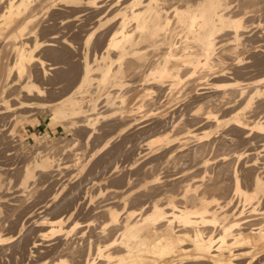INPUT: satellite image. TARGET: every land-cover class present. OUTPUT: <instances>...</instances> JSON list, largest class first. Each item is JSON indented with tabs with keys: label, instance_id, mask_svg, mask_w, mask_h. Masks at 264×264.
Returning <instances> with one entry per match:
<instances>
[{
	"label": "bare ground",
	"instance_id": "obj_1",
	"mask_svg": "<svg viewBox=\"0 0 264 264\" xmlns=\"http://www.w3.org/2000/svg\"><path fill=\"white\" fill-rule=\"evenodd\" d=\"M263 10L264 0H0V118L5 119L9 117L8 115L10 114V112H14V110L33 106L35 103H38L36 101V98L45 96V90L43 89V91L42 88L40 89V87H38L39 85L36 83L38 80L53 81L54 79L52 80V77L49 79V75L52 72L53 74L56 73L57 75H60L58 77L62 78V76L67 77V75L70 74L75 75V73L78 71L80 72V77H78L79 80L76 82V87L74 89L72 88L73 90L60 101L59 105H57L53 109V114L56 118L55 124L61 122L63 123L65 120H67L66 122H68V124L73 127L75 126V128L82 127L83 129H86L87 142H89L94 134L97 133L96 126L100 123V121L109 119L100 116L103 115V112H99L98 99H93L91 97L92 99L89 98L90 100L88 101V104L84 105L81 97H77L76 94L80 93L83 88H88L90 90V85L94 84L93 81L97 79V77H95L94 79L95 74L96 76L97 74H99L98 80L96 81L98 82L97 84L106 85L107 83H110L113 84V86H115L117 90L114 95L109 94L107 96L104 101L105 104L103 105V107L116 103L114 99L119 98L122 105L116 108L114 116L111 118L123 120L126 116L129 117L128 122L125 124V126H122V129L120 128L117 135L121 136V134H125V132H127V130L131 128H135L137 131L141 130L147 132V134L150 133V136L152 135V133L155 134V136L153 135L154 139L147 142L146 140H148V136L143 134L144 136H147V139L144 140L145 144H143L144 146L141 145V148L147 146V150L149 148H152L150 146H152L153 143L157 142L158 144L160 143L159 146L161 149L164 148H162L161 146H165V148L169 149H166L168 153L166 150L164 151L166 152V155L169 153V155H171V153H174L176 152V150H178L177 146L179 147L180 144L182 145L183 142L179 141L181 142L180 144L176 142L184 138V133L186 134L187 132L189 133L188 135H190L194 131V129H192L193 126L200 127L197 125H204L206 123H210L209 125L212 124V127L216 128V132L219 130H223L221 132L224 133L223 135L219 134L220 136H225L228 138L230 136H235L234 134H236V136H239L241 134L243 136V139L245 140L243 141L246 142L247 145L251 140L250 137H261V147H264V44L262 45L260 43V45L258 42H256V39H258V37L262 38L259 32L263 31L260 30V27L257 30V25L256 32L252 30L254 27H252V29L250 27L254 24L253 22H255L257 18L258 21L261 18H264L262 16ZM251 23L253 24L251 25ZM253 36L254 38H252ZM255 36H257V38ZM75 41H77L78 45L80 43V45L77 46ZM100 43H102V45ZM256 43L258 45H256ZM41 53H47L48 55L54 56L56 58L60 56L63 59L66 58L67 53H76L78 55H81V59L78 60L79 62H76L77 60L74 61L75 63H73L75 65L73 64L71 66H69V63L67 65L63 62L64 64H66V68L70 67L66 69L63 66L64 64L62 65L60 61L57 62L56 58V61H53V63L49 62V64H47L48 62L46 63V60L42 59ZM70 58H74V56ZM67 59L68 58L64 60H66L67 62ZM70 60L68 62H70ZM70 64H72V62H70ZM63 68L65 69L63 70ZM56 74L54 75L56 76ZM211 80H217L218 83H220L215 84L217 81L211 83ZM125 90L128 91H126L125 93ZM88 93L90 94V92ZM80 94L78 96H82ZM127 101L129 107L125 109V107L123 106ZM192 105L195 106L193 107ZM190 111L195 112L194 114L190 113V116H188V113ZM83 115H85L86 118L84 120H78ZM144 116H147L146 121H141V118H143ZM186 116L190 117L188 118V122H184ZM181 124L188 127V129L184 127V129L186 128L187 130L183 134H181V132L183 131L179 129ZM181 128L182 130H184L183 127ZM170 129H175V132H173L174 135L181 131L180 136L182 135L181 137L183 138L181 139V137H179L180 139H178L175 136L169 135V132L167 130L170 131ZM177 129H179V131ZM137 131L134 130V133L136 134ZM156 133H162L163 135H156ZM212 133L213 132H205L203 135H193L194 137L196 136L199 143L203 142L197 148L194 147L195 149L193 151V156L196 157V160L198 157L202 158L201 161L197 164V167H199L198 165H201V167L206 168L212 163V159H210L208 156L209 153L213 151L214 143H217L215 142L216 139L213 140L214 143L212 142V138L210 137ZM135 134H133L132 132V136H135ZM137 134H139V131L137 132ZM177 135L179 136V133ZM208 136L211 139L209 138L210 141L206 142L209 140L205 139ZM214 137L215 135L213 136V138ZM219 138L217 137V139ZM135 141L136 140H134V142ZM222 141H220V143L218 141V144H215V147L219 144L221 145ZM109 143L110 141L106 142V144ZM175 143L177 144V146L174 145ZM125 144L126 142L124 143V145ZM135 146H137V144ZM135 146H133L132 149H135ZM186 146L189 147L188 143L187 145H185V147ZM215 147L214 151L217 148ZM150 150L147 151H149L150 154L153 153L154 149L152 148ZM138 151L137 153L140 154L144 150L141 152ZM147 151L145 153L143 152L145 156ZM161 151L162 150H160V152ZM252 151L253 149L248 148L246 150L244 149L236 151L233 153V157H231L235 158L238 162L245 160L242 167L244 166V168L247 169V175L249 174L252 178L249 179L252 181V184L250 183V188L243 186V180L245 181V179H243L244 173L241 172L243 173L241 177L239 170L235 168L237 162L234 164L235 170L232 169L233 174L228 171L225 172V174H232L233 187H230L233 188L235 194L241 196V198L246 203V207L247 204L252 203L253 205V203L255 202L258 203V205L253 207L254 212L255 210H257L256 208L260 206L261 202L264 201V160H262V163H259L258 158H256L258 155ZM120 152H123V150H120ZM157 152L158 150L155 153ZM180 152L182 153V151ZM189 152V149L188 151L186 150L187 154ZM184 153L185 152H183L182 154ZM190 153L192 154V151ZM175 154L171 155L172 158L171 156L169 158L168 156H166L168 158L167 160L170 161L171 159H173V156ZM191 154L189 155L191 156ZM213 154L214 152H212V155ZM216 154H218V152L215 153V155ZM180 155L181 154H179V157ZM220 155L221 154H218V159ZM228 155L222 156L223 162H227L229 160L227 157L230 158V156H232ZM253 155L257 156L254 157ZM182 156L180 158L184 159V157L188 155L184 157ZM194 157L193 159H195ZM214 157L212 156L213 161ZM175 158L177 160L178 156ZM33 159V163L32 161L31 163L33 164L34 169L40 173L39 175L43 179L51 177L53 175V171H59L61 169V164H55L53 163V160H50V157L48 155V147L46 149L44 148V150H37ZM218 159L215 160L217 161ZM136 160L138 159L136 158ZM232 160L233 159L230 160L231 163H233ZM194 161L195 160H193V162ZM159 162L160 161L158 160V163ZM217 162H214V164H216ZM228 162L227 165H225L227 166V169L230 170L228 166L230 167L231 164L229 162V165ZM30 164L26 165V169L23 172L22 177L24 184L31 177L35 176L34 172L27 168V166H30ZM259 164H261V166H258ZM193 165L191 166L193 167ZM192 167L191 169L196 168V166L193 168ZM219 167L221 166L219 165ZM132 168L133 167H130V169ZM222 168L223 166L220 169ZM244 168L242 169L245 170ZM112 170L113 172H116L118 170V166H115ZM130 171L129 173H131ZM222 172L223 171H218L217 174L213 173L214 176L212 177V184L214 182V178L219 181ZM182 173L183 172H181V174ZM210 174H212V172ZM160 176H155L153 180L158 181ZM175 176H177V173ZM129 177L130 175L126 176L128 180ZM131 177L134 178V176ZM126 178L124 179L126 182L123 181L124 184H127L128 182ZM133 178H130V180H133ZM172 179H175V181L178 180L180 182V178ZM171 181L169 180V182ZM202 181L204 182L205 180L203 179ZM219 182L221 183V181ZM245 182L249 184L248 179ZM215 184L213 185V188H216L217 186L221 187V184H218L216 186ZM208 185L210 186V184ZM208 185L203 186L208 187ZM223 185L226 184L223 183ZM123 186L122 188H124ZM167 186L169 187V184ZM198 186L200 188L199 184ZM199 188L198 190L200 192ZM217 188L215 190H217ZM203 189L204 191L207 190L205 188ZM222 189H225V186ZM170 190L168 192H170ZM213 190H211L213 193L209 191L212 194H207V190L206 196H212L213 194H215L214 196L220 195L221 197V195L224 193V190L223 192L220 191L221 194L220 192H218L219 194H217L215 190ZM132 191L134 193L135 190L133 189ZM123 192L124 191H122V193ZM158 192L160 193V191ZM226 192L229 193L228 191ZM133 193L131 195H133ZM147 194H149V192ZM173 194L174 193L172 192V195ZM172 195L170 193V198L167 199H171ZM174 196L175 194L173 195V197ZM188 197L189 196H187V198ZM233 197L230 196L229 199L232 201ZM93 198L90 197L91 200ZM129 198L132 200V197ZM56 200L57 199H55L54 201ZM62 200L63 199H61V201ZM80 200L79 203L81 202ZM206 200L209 199L207 197H204V195L199 199L201 204L206 203ZM219 200L222 202V198H219ZM74 201L76 200L74 199ZM128 201L129 200L125 201L126 203L124 204L127 205ZM169 201L170 200H168V202ZM225 202H222V204ZM55 203L57 202H54L53 204ZM48 204L49 202L45 203V206H42H44L46 209L50 205ZM71 204L75 203L71 202L70 205ZM89 204L91 203L89 202ZM76 205H78V203ZM157 205L161 206L160 203H158ZM184 205L186 206L187 204ZM226 205H229V203L226 202L225 205L223 204L224 207ZM42 206L40 209H42ZM50 206L52 207V205ZM120 206H122V204H120ZM219 207H221V205ZM108 208L112 210L110 211L106 209V211H109V220L106 219L107 223L105 222V226H103V228L100 226L101 230L99 229V231H97L98 229L95 228L97 232L92 230V232L89 231L91 232L89 234H80L81 232L79 231L80 233L78 234H80V236L79 241L77 242L70 239V237L72 236L71 234H73V231H75L73 227L69 228V230H66L67 232H62V230L64 229L62 225V218H56L54 220L49 219V221L48 219H46V217L43 219L41 218L42 220L38 219V217V220L34 221V225L37 227L49 225V228L51 229H49V231L51 233L55 234L56 232H61L62 236L65 235L66 237L62 239L63 242H60V245L57 247L61 252L69 253L73 257L78 256L79 262H77V260L76 264H136L140 260H150V257L155 256L160 257L161 255H165L167 256V258H172L183 254L181 243L179 240L180 238L187 240L189 244H191L193 247H195V249L199 251L203 250L204 244L211 246L214 242H216L217 244H229V238L231 241H233V243L231 244H234L236 242L235 238H237L238 236H243L244 240L253 242L261 231L264 232V229H260L258 232H255L257 229L254 227L253 229H251V231H253L251 236L247 237L245 236V233L241 231L243 230V228H241V224L243 223L239 224L236 222V227L240 228L236 233H234L235 227L232 224L231 227L222 230L220 236L215 239V237L205 232V228L201 224H206L210 220H213L215 222L217 220L219 221L218 218L220 213L218 214V218L216 215L208 216V214H206V211L198 213L197 216H193L194 214L192 215L190 213H187V211H182V207V209L180 210L181 212L178 215L174 214L172 218L173 220L178 219L181 222L190 225V227H182V229L179 228L176 230L175 226L170 227V225L174 223L175 220L168 221L169 219L162 211V209L160 210V208L155 207L153 213L148 214L149 216H146L143 226H139V222H137V220H135V223H125L123 219L127 216V214L124 212L126 216H124L122 222L125 223L126 230L123 231L130 236L131 241L134 240L135 244H132L131 241L119 244L117 236L115 238L113 231L108 230V233L105 231L108 228H111V226L113 227L115 223L120 219H118L119 213L117 210H113V207ZM125 208L129 209L128 206H126ZM149 208L151 209V207ZM233 208L231 210H233ZM248 208L251 209V207ZM49 209L50 210L47 209L48 212H51L53 208ZM76 209H70L71 211L69 210V213H66L64 210L62 212H64L63 214H68L67 218L70 219L71 217H73L72 215H75ZM145 209L144 211L146 212L147 209ZM227 210L228 213L227 211H224V214L230 213L229 209ZM262 210H264V208ZM95 211H97V209ZM103 212L105 211L103 210ZM173 212L175 211L173 210ZM233 212H235V210ZM243 212L244 210L240 213V216ZM53 213L54 212H52V214ZM141 215L143 216L144 214ZM229 215L231 216V214ZM244 215L246 214L244 213ZM223 216L224 218L226 217L225 215ZM228 216L226 218H228ZM156 217H162L163 219H166V225H164L163 223H161V225H163L162 227H159L160 224L159 226L158 224L156 225ZM224 218L222 217L220 219L224 220ZM226 218L225 220L228 221V219ZM223 220L221 222L224 223L225 220ZM226 221L225 224L227 223ZM121 223H119L118 225H121ZM229 223H231V221ZM57 228L58 230H56ZM22 229L23 228L19 230V233L22 232ZM114 229L116 230V227ZM30 230L27 231V233L31 232ZM76 231H78V229ZM118 231L121 230L118 229ZM22 233H20L21 236H23ZM118 233L120 234V232ZM122 233L120 234V236L122 235ZM262 235H264V233H262ZM38 241L36 240L31 243V247L29 250L31 254L29 255L30 259L32 256L35 257V254H37L38 250L36 248H38V246H41ZM18 242H20V240ZM18 246L20 245H17V248ZM32 249H36L35 254H33L34 251ZM214 251L215 250L208 249L207 253L210 254L208 256H213L211 255V252ZM197 256L199 259H202L203 257L202 255ZM62 257H64V259H62ZM62 257L61 260L59 258V261L56 259L58 264L70 263V259L69 262L68 260L66 261L68 257ZM259 257L253 256L246 263L244 261L243 264H251V262H253L254 264V262ZM233 260L237 261L235 257L233 258ZM256 262H258V260ZM208 264L219 263L215 261Z\"/></svg>",
	"mask_w": 264,
	"mask_h": 264
},
{
	"label": "rangeland",
	"instance_id": "obj_2",
	"mask_svg": "<svg viewBox=\"0 0 264 264\" xmlns=\"http://www.w3.org/2000/svg\"><path fill=\"white\" fill-rule=\"evenodd\" d=\"M262 13H263L262 16L264 17V10ZM255 22H253L254 24L251 23V25L253 24L252 26H250L251 29H252V27H254L252 30L256 32L260 27L261 28L260 30L264 32V30H263L264 29V18H261L259 21L257 18L255 20ZM256 25L258 27L257 30H256ZM263 32H259V34L262 36V38L258 37V39L259 38L261 40L263 39L262 40L263 42L260 39H259V41H258V39H256V42H258L259 44L261 43L262 45L264 44V33ZM252 33H254V32H252ZM255 37L257 38V36H255ZM252 38H254V36ZM75 43L77 46L80 45V43H79V45L77 44V41H75ZM100 44L102 45V43H100ZM256 45H258V44L256 43ZM67 54H66V58H68L67 62H66V60H64L66 58L63 59L60 56L56 58L54 56L48 55L47 53H41V57H42V59L46 60V63L48 62L47 64H49V62L53 63V61H56V59H57V62L60 61L62 63V65L64 63H66L68 65V63H69V66L73 65L75 63L74 61L77 60L76 62H79L78 60L81 59V57H80L81 55H78L76 53L75 54L70 53L68 55ZM73 56H74V58H70ZM58 58H60V59L62 58L63 61H62V59L60 60ZM70 59H72L73 61ZM69 60H70V62H72V64H70V62H68ZM66 64H64L63 66L65 67ZM65 68H63V70ZM68 68H70V67H67L66 69H68ZM49 72H52V71H49ZM54 72H56V71H54ZM79 73L80 72L77 71L75 73V75L70 74V75H67V77L62 76V78H59L58 76H60V75H57L56 73H54V74H56V76L53 74V72L50 73L49 79L51 77H52L51 78L52 80L56 79L55 81L53 80L54 82L49 81V80H38L36 82L39 85L38 87H40V89L42 88V90L43 89L45 90V91L43 90L45 96H43V97L41 96V97L36 98V101L38 103H35L33 106L14 110V112H10V114L8 115L9 117H7L5 119L0 118V264H48V263L49 264H52V263L58 264L57 260L59 261V258L61 260L62 256H66V258L68 257L67 259L65 258L66 261L68 260V262L70 259L69 264H71L72 262H73L72 264H76V261L79 259L78 256L73 257L69 253L61 252L60 249H58V247H57L60 245V242H63L62 239L65 238L66 236L65 235L62 236L61 232H58V233L56 232L55 234L51 233L49 231V229H50L49 225L37 227L34 225V221H36L38 219L42 220L45 217L48 220L49 219L54 220L56 218H62V221H63L62 225H63V228L65 229V230L63 229L62 232H67L66 230H69V228L73 227L75 229V231H73L74 235L71 234L72 236L70 237V239L77 242V241H79L80 234H82V233L89 234L92 232V230L97 232V231H99V229L101 230V227L103 228V226H105L106 219L109 220V214H108L109 211L108 210H110V209L108 207H110V208L113 207V210H117L119 213L118 219L119 218L120 219L115 223L116 226L115 225L113 227L111 226L112 229L108 228L105 231L106 232L108 230L113 231L115 238L117 236V240L119 241L118 242L119 244L131 241L130 236L126 232L123 231V230H126L125 223L126 222L135 223L136 222L135 220H137V222H139L138 225L143 226L146 216H149L148 214L153 213L155 207L160 208V210L162 209V211L165 213V215L169 219L168 221H174L175 220V222L172 223L170 225V227L175 226L176 230L179 228L182 229V227H187V228L190 227V225L183 223L178 219L173 220V218H172L174 216V214L178 215L181 212L180 210L182 209V207L184 209V210L182 209V211H187V213H190L192 215L194 214L193 216H197L198 213H202V212L206 211V214H208V216L209 215L210 216L216 215L218 218V214L220 213L219 218H218L220 222L223 220L220 218H222V217L224 218L223 215H225L227 217L229 214H231V216H233V217H231L230 215L228 216V218L225 217L226 219H228V221H226L224 218V220L227 222L226 224H225L224 220H223L224 223L223 222L220 223L218 220L216 222L213 220H210L206 224H201L205 228V232H207L210 235H212L213 237H215V239H217L220 236L222 230L231 227L232 224L235 227L234 233H236L237 230L240 229L239 227H236L237 223H239V224L243 223V224H241V228H243V230H241V231H243L245 233V236H247V237L251 236V234L253 233V231H251V229H253L254 227L257 229L255 232H258L260 229H264V227H263L264 226V221H263V219H264L263 213L264 212H262V211H264V210H262L264 208V201L261 202V204L263 203L262 205L260 204V206H262V207L258 206L256 208L257 210H255L253 212V207L258 205V203L257 202H255L256 204L253 203L254 206L252 205V203L247 204V207H246L245 206L246 203L241 198V196L238 194H235L233 191V188L230 187V186L233 187L232 174H233V170H235V168L239 170L241 177L244 173L245 178L243 177V179H245V181H247V179H248L249 184L243 180V182L246 183V184L243 183V186L244 187L246 186L249 188L251 187L252 181L249 179H252V178L250 177L249 174L247 175V171H246L247 169H245L244 166L242 167V165H244L243 163L245 160L238 162V161H236L235 158H231V157H233L234 152L244 150V149L246 150L248 148V149H253L252 152H254L258 155V156L257 155H253V156L254 157L257 156L256 158H258L259 163H262L263 162L262 160H264V151H263L264 147H261L262 146L261 139H260L261 137L260 138L257 136H256L257 138L255 136H253V138L250 137L251 140L249 139L250 142L247 145L246 142H244L245 140L243 139V136L241 134L240 135L242 137L240 135H239L240 137L236 136V134H234L235 136H230L228 138L225 136H220V135H223L224 132H221L223 130H219V131H217L218 132L217 133L216 128H213L212 124L209 125L210 123H206L204 125L203 124L197 125L200 127H194L193 126L194 127V128L192 127V129H194L193 133L188 135L189 133L186 132V134L188 136L187 137L184 132L188 129V127L183 126L181 124L179 129H181V131H183V132H181V131H179V129H177L179 131L178 132L179 136L177 135L178 133L176 134L177 136L173 134V132H175V129L174 130L170 129V131L169 130H167V131L169 132V135L175 136L178 139H180L179 137L182 136V135L180 136V132H181V134L184 133V135L186 137L183 135L184 138L181 137V139L182 138L183 139L178 140L176 142L179 144L181 142H183L182 143L183 147L181 144L179 147L177 146L176 143L174 145L177 146L178 150H176V152L179 151L178 153L181 154L180 157L182 155H183L182 157H184L186 155H188V156L184 157V159L183 158L181 159L179 157V154L174 152V153H171V155L176 153L175 155L178 156V159L176 160L175 157H177V156H175V155L173 156V159H171L172 156L169 155L170 153L166 155L165 154L166 152H164L167 148H165V146H161L162 148L164 147L163 148L164 150L161 149L159 146L160 143L158 144L157 142L153 143L152 146H150V147H152L154 149V151H155V149H156V151L158 150V152L155 153L156 151L155 152L153 151V153L150 154V152L147 150H150L152 148H149L146 150L147 146L141 148V145L144 146L143 145V144H145L144 140L147 139V136H148V140H146V142L154 139V136H155L154 133H152V135L150 136L149 132H148L149 134H147V132L138 130L139 134H137L138 131L135 128H131V129H128L129 131L127 130V132H125V134L123 133V134H121V136L117 135L120 128L122 129L123 128L122 126H125V124L128 122L129 117L126 116L125 119H123V120H117V119L111 118L114 116L116 108L121 106L122 103L120 102L119 98H116V99H114V101H116V103L106 105L105 107H103V105L105 104L104 101L107 98V96L109 94L114 95L117 90H116L115 86H113V84H110V83H107L106 85L105 84H102V85L97 84L98 82H96V81L98 80L99 74H97V76L95 74L94 79H95V77H97V79H95L93 81L94 84L90 85V87H91V88L89 87L90 90L88 88L87 89L83 88L81 92L79 91L81 94L78 93V94H76V96L79 98L81 97L84 105H87L88 101L92 98L98 99L99 100V107H98L99 112H101V113L103 112V115H100V116L105 117L109 120H105V121L101 120L100 123L96 126L97 127V129H96L97 133L94 134V136L91 138V140L89 142H87V130L86 129H83L82 127H80V128L76 127L75 128V126L73 127V126L69 125L68 122H66L67 120H65L63 123L61 122V123L55 124L56 118L54 117V114H53V109L57 105H59L60 101L62 99H64L76 87L75 86L77 84L76 82L79 80L78 77H80ZM53 76H55V77H53ZM214 81H217V80H213V81L211 80V83H213ZM219 83L217 81L215 84H219ZM87 90H89V91H87ZM126 91H128V90H125V93H126ZM82 92H84V93H82ZM88 92H90V94ZM79 94L82 96H78ZM127 95H128V93H127ZM44 107H46V108H44ZM123 107H125V109H127V107H129L128 101L125 102V105ZM191 109H193V108H191ZM192 112L190 111L188 113V116H190V113L194 114L195 111H192ZM88 113H90V112H88ZM85 118H86V116L83 115L78 120H84ZM186 118H185L184 122H188V118H190V117L186 116ZM146 119H147V116H144L143 118H141V121H146ZM189 123H191V122H189ZM209 126H211V127H209ZM181 127H183V129H184V127H186L187 129L185 128L184 130H182ZM134 130L137 131L136 134L134 133ZM129 132H130V134H129ZM132 132H133V134H135V136L134 135L132 136ZM205 132H209V133L213 132L210 136L212 139L209 136L205 139L210 138L213 143H214L213 140L216 139L217 141L215 140V142H217V143H214V147H215V144H218V141L220 143V141H222L223 139L224 140L226 139L225 142H224V140L222 141L223 143L221 142V145L219 144L220 147H219V145L216 146L217 148L215 147L216 148L215 151H214V147H213L212 152H214V154L212 155V152H210L209 156H208L210 159H212V163L210 162L211 165L207 166L206 168L201 167V165H198L199 167H197V164L201 161L202 158L198 157L196 160V157L193 156L194 149L197 148L201 143H203V142L199 143V141H197L196 136L194 137L193 135H195V134L203 135ZM127 133H128V135H127ZM143 134L147 135V136H144ZM160 134L163 135L162 133H160ZM160 134L156 133V135H160ZM125 135H127L128 137ZM214 135H215V137L213 138ZM117 137H118V139H117ZM217 137L218 138L220 137V138L217 139ZM221 137H223V138H221ZM229 138H231V139H229ZM254 138H256V139H254ZM141 139H142V141H141ZM210 139L208 141H206V140H204V141L209 142ZM132 140H133V142H132ZM134 140H136V141L134 142ZM184 140H186V141H184ZM107 141H110V143L106 144ZM179 141H181V142H179ZM125 142H126V144L124 145ZM251 142H252V144H251ZM131 143H133V144H131ZM184 143H185V145H187V143H188L189 147H187V146L185 147ZM134 144L135 145L137 144V146H139L140 148L135 146ZM138 144H140V145H138ZM133 146H135L136 148L132 149ZM47 147H48V155L50 157V160H53L54 161L53 163H55V164H61V169L59 171H53V175L51 177H48L47 179H43L39 175L40 173L34 169L32 163L34 160L33 157H35V152L37 150H44V148L46 149ZM126 148H128V149H126ZM187 148L189 149L190 152L192 151V154L190 152L188 154L186 153V150L188 151ZM190 148H191V150H190ZM192 148H193V150H192ZM120 150L121 151L123 150V152H120ZM132 150H136V151H132ZM160 150H162V151L160 152ZM167 150H169V149H167ZM137 151L138 152L143 151L144 153L147 151L146 156L143 152H142L143 153V156H142V153L139 154V153H137ZM150 151H152V150H150ZM180 151H182V153L185 152L186 155H185V153L182 154ZM119 152H120V154H119ZM217 152H218V154H221L219 156V159H218V154L215 155V153H217ZM167 153H168V151H167ZM147 154H148V156H147ZM189 154H191V156ZM228 154L232 155V156H230V158L227 157L229 159L228 161L231 164L230 165L229 162L227 161L228 164L230 165V167L228 166V168H230V170L227 169V166H226L227 162L222 161V158H223L222 156L228 155ZM164 156L165 157L168 156V158L171 156V158H170L171 160L169 159L170 161H168L167 160L168 158L167 157L165 158ZM192 156L195 159H193ZM212 156L213 157L216 156V157H214V161H213ZM136 158L138 160H136ZM157 158L162 164L160 162L158 163ZM160 159H162V160H160ZM215 159H218L217 161H219V162H217ZM231 159H233L232 160L233 163H231V161H230ZM193 160H195L196 162L195 161L193 162ZM31 161H32V163H31ZM166 161H168V162H166ZM220 161H222V162H220ZM214 162H217V163L214 164ZM235 163L237 165H235V168H234ZM28 164H30V166H27V168L29 170L33 171L35 176L31 177L24 184L22 176H23L24 170L26 169L25 167ZM190 164L191 165L194 164L197 169L193 168L195 166L193 165V167H192ZM153 165H155L157 167V169ZM188 165H190V166H188ZM219 165L221 167L223 166V168L220 169L221 167H219ZM115 166H118V170H117L118 172L117 171L113 172L112 169ZM258 166H261V164H259ZM130 167H133L134 169L133 168L130 169ZM147 167H149V168L153 167V168L149 169ZM188 167H190V168H188ZM191 167L193 169H191ZM140 168H142V169H140ZM242 168H244L245 170H243ZM187 169H189V170H187ZM198 169H201V170H198ZM129 171L132 174L129 173ZM190 171H191V173H190ZM218 171H223L221 176H220V179H219V181H221V183L214 178V182L212 184L211 181H213V178H212L214 176L213 173L217 174ZM227 171L231 172L232 174L231 173H230L231 175L229 173L225 174V172H227ZM181 172H183V173L181 174ZM211 172H212V174H210ZM241 172H243V173H241ZM133 173H134V175H133ZM176 173H177V176H175ZM153 174H155V175H153ZM203 174L204 175L206 174V175L204 176ZM129 175H130V177L128 180V178H126V176H129ZM160 175H162V176H160ZM171 175H174V176H171ZM194 175H195V177L198 176L201 178H198V177L195 178ZM131 176H134V178ZM155 176H158V177L160 176V178H159L160 181L159 180L158 181L153 180V178ZM185 176H186V178H185ZM125 178L129 182V184H130V181L132 180V179L130 180V178H133V180L131 181L132 185L130 184V187H129L128 182H127V184L123 183V181L126 182L124 180ZM172 178H177V179L180 178V182L178 180H176L177 181L176 182L175 179H172ZM171 179H172V181H171ZM201 179L202 180L204 179L205 183ZM169 180L171 182H169ZM198 180H201V181H198ZM150 181H151V185H150ZM165 181L169 184V187L167 186L168 184ZM215 183H218L219 185L221 184V187H219V186H217L218 188L216 187L217 190H215L216 188H213V185ZM223 183L226 185H223ZM165 184H167V185H165ZM198 184L200 185V188H199ZM208 184H210V186ZM218 184H215V186ZM123 185H125V186L128 185V186L125 187ZM154 185H155V187H154ZM203 185H208V187H210V188H208L207 186L204 187ZM112 186H114V187H112ZM122 186L124 188H122ZM195 186H196V188H195ZM224 186H225V189H222V188H224ZM162 187H163V190H162ZM198 188L200 189V192H199ZM203 188L207 189L208 191L207 190L204 191ZM124 189L125 190L127 189V190L125 191ZM131 189L132 190L134 189L136 191V193H135V191L133 193V191ZM213 189L215 190V192L217 194H219L218 192H220V191L223 192V190H224V193H223L224 195L222 194L221 197H220V195L219 196L217 195L218 197L214 196L215 194H213L212 196L211 195L206 196L207 192H208L207 194H209V193L212 194L213 192L211 190H213ZM218 189H220V190H218ZM169 190H170V192H168ZM71 191H72V193H71ZM122 191H124V192L122 193ZM158 191H160V193ZM191 191H192V194H191ZM209 191H211L212 193ZM226 191H228L230 194L227 193ZM141 192L144 194H142ZM148 192H149V194H147ZM162 192H163V194H162ZM172 192L175 194L174 197H173L174 194L172 195ZM197 192H198V194L199 193L200 194L198 195ZM221 192H220V194H221ZM132 193H133V195H131ZM170 193H171L172 197H171V199H167V198H170ZM186 195L189 197L187 198ZM203 195H204V197H207L209 200H206V203L201 204L199 199L202 198ZM93 196H94V198H93ZM165 196H166V199H165ZM230 196L231 197L234 196L232 198V201L229 199ZM90 197H92L93 199L91 200ZM129 197H132V200ZM210 197H211V199H210ZM213 197H215V198H213ZM219 198H222V202H225L227 200L226 202H228L229 205H226L224 207L223 204L225 205L226 202L222 204V202L220 201L221 199L219 200ZM53 199L54 200L57 199V200L54 201ZM61 199H63V200L61 201ZM74 199L77 202L74 201ZM88 199H90L91 201ZM215 199H217L218 201ZM79 200L81 201L80 203H79ZM117 200L119 201V203ZM127 200H129L128 204L125 205L124 203H126L125 201H127ZM168 200H170L169 201L170 203L168 202ZM50 201H51V203L53 201L57 202V203L53 204L54 203L53 202L51 204ZM48 202L50 205H52V207L48 204L50 207L48 206V208L45 209V207H44L45 203H48ZM68 202H69V204H68ZM71 202L75 203V204L70 205ZM89 202L91 204H89ZM150 202H151V204H150ZM77 203H78V205H76ZM142 203H144V204H142ZM158 203H160L161 206L157 205ZM79 204H80V206H79ZM120 204H122V206L124 208L122 206H120ZM147 204H148V206H147ZM184 204H187V205L185 206ZM42 205H44V206H42ZM117 205H118V207H117ZM173 205L176 207H174ZM203 205H206V206H203ZM208 205H209V207H208ZM218 205L219 206L221 205V207H219ZM41 206H42V209H40ZM126 206H128L129 209L125 208ZM184 206H185V208H184ZM59 207H60V209H59ZM96 207H98V208H96ZM149 207H151V209ZM230 207H232V208L234 207L233 210H231L232 208H230ZM248 207H251V209ZM49 208H51V209L53 208L51 210V212L50 211L48 212V210H50ZM69 208L71 210L74 208L75 209L77 208L75 211V215H72L73 217H71L70 219L67 218L68 214H66V213H69L68 212L70 210ZM104 208H106L108 210L106 211V209H104ZM118 208H119L121 213L119 212ZM96 209H97V211H95ZM102 209L106 213L103 212ZM144 209L146 210V212L144 211ZM227 209H229V212H230L229 214H227L228 213ZM54 210H56V211H54ZM63 210L66 212L65 214H63L64 212H62ZM77 210H78V212H77ZM173 210L175 212H173ZM234 210H235V212H233ZM243 210H244V212L242 213V215H241L242 217H241L240 213ZM210 211L211 212L213 211L212 212L213 214ZM224 211H227V213H226L227 215L224 214L225 213ZM237 211H238V214H237ZM52 212H54V213L52 214ZM124 212L127 214V216L124 214ZM143 212H145V213H143ZM138 213H141L144 215L142 216L141 214H138ZM244 213L246 215H244ZM94 214H96V215H94ZM44 215H46V216H44ZM124 216H126V217L124 218ZM234 216L237 218L238 221L236 220V218ZM238 216L240 219L238 218ZM229 217H230V219H229ZM133 218H135V219H133ZM122 219L124 220L125 223L122 222L123 221ZM261 219H262L263 225L261 223ZM132 220H134V221H132ZM230 221H231V223H229ZM74 223H78V224H74ZM103 223H104V225H103ZM119 223H121V225L123 227L121 225H118ZM123 223H124V225H123ZM161 223L166 225L167 220L163 219L162 217H156L155 218V224L156 225L158 224V226L160 224L159 227H162L163 225H161ZM219 224L220 225L222 224V225L220 226ZM120 226H121V229H120ZM115 227H116V230L114 229ZM21 228H23L21 230L23 233L22 232H20V233H22L23 236H21V234L19 233V230ZM95 228H97L98 230L96 231ZM117 228L121 231H118ZM187 228H185V229H187ZM45 229H47V230H45ZM77 229H78V231H76ZM207 229H208V231H207ZM29 230L31 232L27 233V231H29ZM56 230H58V228ZM89 231H91V232H89ZM117 231L120 232V234L123 232L122 235L120 236V234ZM78 233H80V234H78ZM262 233H264V232L261 231L259 233V235L256 237L255 241H253V242H251V241L248 242V241L244 240L243 236H238L237 238H235L236 242L234 244H231V243H233V241H231L229 238V241H230L229 244H221V243L217 244L216 242H214L212 244V246L214 245L213 247L211 245L204 244L203 250H199V251L197 249H195V247H193L191 244H189V242L187 240L180 238L179 240H180L181 247H182V253H183L182 255H179L177 257H172V258H167V256H165V255H161L160 257L155 256V257H150V260H140L136 264H202L203 262H204L203 264H205V262H206V264H208L210 262H215V261L218 262L219 264H241V263L243 264L244 261L246 263L253 256H256V257L260 256L257 259L258 262H256L257 261L256 260L254 262V264H264V237H263L264 235H262ZM20 236H21V238H20ZM118 236H119V238H118ZM104 237H102V238H104ZM18 239L20 240V242H18L19 241ZM21 239H22V241H21ZM36 240L37 241L39 240L38 242L41 244V246H38V248H36V249H38L37 254H35L36 249H32L34 251L33 254H35V257L32 256L30 259L29 255H31V254H30L29 250L31 247V243L33 241H36ZM131 243L135 244L134 240L131 241ZM17 245H20V246H18V248H17ZM208 249L215 250L214 252H211L212 253L211 255H213V256H208V255H210L207 253ZM197 255H202L203 256L202 259H199ZM234 257L237 259V261L239 263L236 260H233ZM237 257H239V258H237ZM62 259H64V257H62ZM77 262H79V260ZM251 264H253V262H251Z\"/></svg>",
	"mask_w": 264,
	"mask_h": 264
}]
</instances>
